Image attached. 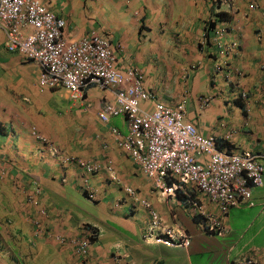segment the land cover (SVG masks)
Masks as SVG:
<instances>
[{"label": "crops", "instance_id": "1", "mask_svg": "<svg viewBox=\"0 0 264 264\" xmlns=\"http://www.w3.org/2000/svg\"><path fill=\"white\" fill-rule=\"evenodd\" d=\"M38 1L64 20L65 40L108 37L115 69H138L153 94L141 109L182 103L185 120L220 149L256 155L261 182L251 206L228 210L226 233L205 232L179 191L160 193L117 146L112 129L126 134L122 116L99 120L111 91L87 84L72 99L60 86L41 88L38 62L9 51L0 29V264H232L243 256L262 264L264 0ZM127 187L187 245L153 242L148 210ZM90 233L80 256L74 242Z\"/></svg>", "mask_w": 264, "mask_h": 264}, {"label": "built area", "instance_id": "2", "mask_svg": "<svg viewBox=\"0 0 264 264\" xmlns=\"http://www.w3.org/2000/svg\"><path fill=\"white\" fill-rule=\"evenodd\" d=\"M64 25L63 19L38 0H0V29L7 48L38 62L39 86H60L72 99L87 84L111 91L113 98L102 102L97 117L106 121L110 116H122L126 134L120 136L112 129L117 146L130 156L160 193L179 191L187 207L198 214L205 232L226 233L222 221L228 210L238 205H252L250 190L260 184L262 174L257 156L247 151L232 153L220 149L214 137L202 135L185 120L182 103L170 107L156 102L150 111L141 109L140 101L153 99V94L142 86L141 72L134 68L125 72L115 69L106 35L91 33L67 41L62 36ZM223 30L218 27L214 38ZM78 164L87 172L97 169L95 164L83 161ZM124 190L148 210L146 235L153 242L168 247L187 245L186 234L162 226L148 201L138 200L132 188ZM202 200L216 212L206 210ZM89 236L74 242L76 253L87 252ZM234 264L258 263L252 256H243Z\"/></svg>", "mask_w": 264, "mask_h": 264}, {"label": "clouds", "instance_id": "3", "mask_svg": "<svg viewBox=\"0 0 264 264\" xmlns=\"http://www.w3.org/2000/svg\"><path fill=\"white\" fill-rule=\"evenodd\" d=\"M203 229H204V228H203ZM216 235H217V234H216ZM91 238H92V233H90V236H89V246H88V249H89V247H90V241H91ZM152 241H153V240H152ZM88 249H87V251H88ZM86 253H87V252H86ZM86 253H85V254H86ZM77 254H79V253H77ZM79 255L81 256V254H79ZM82 256H83V255H82ZM236 260H237V259H236ZM236 260H235V261H236ZM235 261H233L232 264H234Z\"/></svg>", "mask_w": 264, "mask_h": 264}, {"label": "trees", "instance_id": "4", "mask_svg": "<svg viewBox=\"0 0 264 264\" xmlns=\"http://www.w3.org/2000/svg\"><path fill=\"white\" fill-rule=\"evenodd\" d=\"M223 14H224V13H223L222 11L216 12V17H222Z\"/></svg>", "mask_w": 264, "mask_h": 264}]
</instances>
